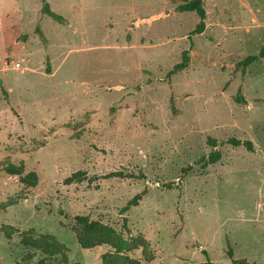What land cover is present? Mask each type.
<instances>
[{
    "label": "rangeland",
    "instance_id": "1",
    "mask_svg": "<svg viewBox=\"0 0 264 264\" xmlns=\"http://www.w3.org/2000/svg\"><path fill=\"white\" fill-rule=\"evenodd\" d=\"M182 4L0 0V264H264V0Z\"/></svg>",
    "mask_w": 264,
    "mask_h": 264
},
{
    "label": "trees",
    "instance_id": "2",
    "mask_svg": "<svg viewBox=\"0 0 264 264\" xmlns=\"http://www.w3.org/2000/svg\"><path fill=\"white\" fill-rule=\"evenodd\" d=\"M178 1V0H173ZM183 4L179 6V10L181 12H194L198 15L200 18V22L197 25L196 29L193 31V34H201L204 32L206 28L205 19H206V10L204 7V3L206 0H179ZM43 14H46L53 18L54 20H57L59 22H63L64 19L60 15L53 12L49 6V4L45 1L44 6L42 9ZM264 55V50L261 52L260 57ZM259 59V56H250L245 59L243 62L244 66H248L251 63L257 61ZM189 53L187 51L183 52V60L181 63L177 64L174 67L175 72L182 71L186 69L189 65ZM210 146L212 147V150L209 154V156L204 159L205 164L207 166L216 164L221 159V153L218 151L217 148V141L214 139H209ZM231 143L236 146H244L249 151H253V144L251 141H241L238 139H233ZM6 171L8 175L10 176H18L20 177L21 181L25 184H28L30 186H35L38 182V177L35 172H30L28 174L24 175V167L23 166H15V165H8L6 167ZM111 176H122L121 173H113ZM142 195H137L135 198H133L124 208L121 209V213L125 214L127 213L131 207L138 206L139 202L141 201ZM81 222L84 225V228L86 231L88 230H96L97 227L93 222H88L85 218H80ZM23 244L25 246H28L36 251H39L44 257L41 259L38 264H47L48 260L50 262L54 261L56 263H64L68 264L67 255L65 248L60 245L55 238L49 236V235H43L38 238L26 236L23 238ZM131 245L128 243H123L120 239L115 244V255L113 257H104V260L108 264H119L120 258L122 255L126 252H130ZM34 255H32L33 257ZM207 264H214V263H207Z\"/></svg>",
    "mask_w": 264,
    "mask_h": 264
},
{
    "label": "built area",
    "instance_id": "3",
    "mask_svg": "<svg viewBox=\"0 0 264 264\" xmlns=\"http://www.w3.org/2000/svg\"><path fill=\"white\" fill-rule=\"evenodd\" d=\"M15 67H16V68H19V67H20V64H16Z\"/></svg>",
    "mask_w": 264,
    "mask_h": 264
},
{
    "label": "crops",
    "instance_id": "4",
    "mask_svg": "<svg viewBox=\"0 0 264 264\" xmlns=\"http://www.w3.org/2000/svg\"><path fill=\"white\" fill-rule=\"evenodd\" d=\"M253 108V107H252ZM251 109V108H250ZM254 109V108H253Z\"/></svg>",
    "mask_w": 264,
    "mask_h": 264
}]
</instances>
